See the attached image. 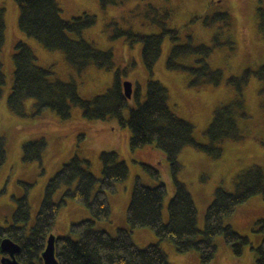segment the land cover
<instances>
[{"label": "trees", "instance_id": "trees-1", "mask_svg": "<svg viewBox=\"0 0 264 264\" xmlns=\"http://www.w3.org/2000/svg\"><path fill=\"white\" fill-rule=\"evenodd\" d=\"M98 1L103 8L123 2ZM15 2L19 8V28L27 36L38 40L47 50L63 51L67 62L78 73L84 72L89 66L105 70L113 68V52L99 49L81 36L85 28L95 23L94 14L84 12L64 19L60 15L61 9L56 0ZM257 10L260 20L264 21V9L259 6ZM3 11L0 8V51L5 38ZM148 15L150 21L161 28L160 32H135L131 28H121L112 21L114 28L111 37L125 35L128 43H141L142 63L148 76H152L164 36L168 35L176 41L180 30L167 26L166 20L171 15V9L148 4ZM203 23L210 27L216 25L219 29L214 36L215 43H194L192 37L187 35L185 42L173 43L166 65L171 70L188 72L191 76L188 84L191 86H216L225 81L236 90L237 96L233 100L214 108L212 119L205 130L208 138L205 143L194 138L193 124L170 108L168 89L159 80L151 77L147 79L142 101L137 85H133L132 96L126 98L122 87L126 69L117 67L110 87L91 98H84L78 93L74 80L51 78L52 71L35 63L36 56L26 42L15 43L12 54L13 83L6 100L13 113L22 117L29 115L24 102L32 98L33 111L30 115L39 116L49 110L57 118L67 120L71 117L72 107L77 106L84 119L114 120L118 126L128 128V147L132 152L152 144L164 155L172 189L165 203L168 187L161 178L160 169L143 163L144 169L155 183L148 185L139 175H135L131 188L128 186L130 194L125 209L128 227H117L114 234L95 228V220L110 219L111 207L107 193L114 192L116 184L127 178L128 165L125 160L119 159L116 151H101V177L97 178L88 168L89 159L81 157L75 151L48 179L32 224H29L30 205L26 193L14 197L16 207L11 222L0 226V240L7 237L19 245V251L15 254L19 262L42 264L40 253L45 247L47 236L52 233L60 207L67 200L86 207L91 217L70 223L68 234L55 236L54 254L58 264H173L159 242L144 247L137 245L133 235V229L137 228H149L159 240L170 241L178 254L195 251L200 264H208L213 260L218 235L223 237L236 255L241 254L244 246L249 244L246 235L238 233L224 221L240 203L257 194L264 196V168L261 165L252 164L239 170L234 175L233 191L222 186L214 188L213 198L204 213L202 228L198 226L199 217L193 196L187 184L179 179L182 164L178 155L184 147L193 146L213 158H218L222 155L225 141L244 138L237 117H249L243 109L242 90L252 75L260 82V102L264 108V63L255 70L246 67L241 75L225 78L221 68H214L207 61L213 45L226 44L231 49L234 47V41L230 37L224 41H220L218 37L223 29L232 31L233 17L230 12L221 10L205 14ZM4 82L5 75L0 59V98ZM132 98L136 104L130 106L129 101ZM45 146L46 141L41 136L23 142L22 160H40ZM6 157L5 138L0 136V168ZM158 166L161 167V163ZM25 186L28 187L29 184ZM62 186H66V189L60 200L55 201L53 195ZM253 230L262 236L259 245L253 248L255 264H264L263 218L254 220ZM75 235L76 238L73 237ZM1 256L2 254L0 258Z\"/></svg>", "mask_w": 264, "mask_h": 264}, {"label": "rangeland", "instance_id": "rangeland-1", "mask_svg": "<svg viewBox=\"0 0 264 264\" xmlns=\"http://www.w3.org/2000/svg\"><path fill=\"white\" fill-rule=\"evenodd\" d=\"M56 1L61 9L60 15L64 19H70L84 12L95 15V23L85 28L81 36L99 49L111 50L114 65L113 68L106 70L89 66L84 72L78 73L67 62L63 51L47 50L38 40L27 36L19 28V8L15 0H0V8L4 9L5 22V38L0 51L5 75L0 98V136L5 138L7 150L6 160L0 168V226L11 222V216L16 207L14 197L25 193L30 205L29 224H32L48 179L75 151L81 157L89 159V170L95 177L100 178L99 154L101 151L112 150L117 152L119 159L126 161L129 173L124 181L116 184L114 192L107 193L111 207L110 219L95 220V228L105 229L114 234L117 227H128L125 209L135 175H139L148 185L155 183L142 165L155 157V151L143 146L141 148L145 151H140L141 148L135 150L140 159L134 158L135 155L131 154L129 147L125 148L129 137L127 127L118 126L114 120L84 119L81 116V109L77 106L72 107L71 117L67 120L57 118L49 110L35 116L30 115L34 100L29 98L24 102L25 110L29 115L22 117L13 113L8 108L6 100L13 83L12 54L15 43L26 42L36 56L35 63L52 71L51 78L63 81L74 80L78 93L84 98H91L110 87L117 67L125 68V79L139 86L141 101L145 96L147 79L151 77L159 80L168 89L170 108L178 116L191 122L194 126V138L205 143L208 139L205 130L212 119L214 108L233 100L237 92L225 81L216 86L189 85L191 76L188 72L171 70L167 67L166 59L170 48L175 42H185L187 35L192 37L194 43H215L214 36L219 29L216 25L212 27L205 25L203 16L226 10L233 17V28L229 32L223 29L218 37L220 41L230 37L234 41V47L231 49L226 44L213 45L207 57L208 63L214 68H221L225 78L241 75L246 67L257 69L264 63V21L260 20L257 10L259 6L264 9V0H123L120 4L105 8L100 6L98 0ZM148 4L171 9V15L166 20L167 26L180 30L176 41L168 35L164 36L161 53L154 65L152 76H148L142 63L141 43L130 44L125 35L111 37L112 28H114L112 21L121 28H131L135 32H160L161 28L149 19ZM180 60L183 61V58ZM259 86V80L252 75L242 90L243 109L249 114L247 118L237 117L244 135L242 140L225 141L222 155L218 158H213L193 146L186 147L178 155V160L182 164L179 179L187 184L193 196L198 217H201L198 219L200 228L203 226L204 213L213 198L216 186L233 191L234 175L239 170L252 164H258L264 168V108L260 102ZM129 104L130 106L136 104L134 98L129 101ZM40 136L46 141L41 159L22 160V143ZM189 149H193L201 157L192 154ZM149 164L160 169L162 178L158 163ZM26 184L29 186L26 187ZM129 184L130 188H128ZM97 186L98 183L96 188ZM65 189L66 186L60 187L54 193L53 199L59 201ZM165 207L167 208V204ZM90 217L86 207L73 200H67L59 209L52 233L54 235L68 234L70 223ZM257 218L264 219V196L261 194L240 203L224 221L238 233L246 235L249 238V244L244 246L241 254L236 255L223 237L218 235L215 240L217 244L215 256L208 264H255L256 255L253 248L259 245L262 237L260 233L253 230L254 220ZM133 235L135 243L140 247L159 242L173 264H200L195 251L178 254L170 241L159 240L149 228L133 229ZM73 237L76 238V235Z\"/></svg>", "mask_w": 264, "mask_h": 264}, {"label": "water", "instance_id": "water-1", "mask_svg": "<svg viewBox=\"0 0 264 264\" xmlns=\"http://www.w3.org/2000/svg\"><path fill=\"white\" fill-rule=\"evenodd\" d=\"M123 92L126 98L132 95V82L124 80L122 82ZM55 235L49 234L46 238V244L40 253L43 264H58L54 254ZM19 251V245L5 237L0 240V264H23L15 258V254Z\"/></svg>", "mask_w": 264, "mask_h": 264}, {"label": "crops", "instance_id": "crops-1", "mask_svg": "<svg viewBox=\"0 0 264 264\" xmlns=\"http://www.w3.org/2000/svg\"><path fill=\"white\" fill-rule=\"evenodd\" d=\"M108 123H110V122H108ZM89 124V123H88ZM87 124V126H89ZM111 124H114L113 122H111ZM108 126H109V124H108ZM110 127H112L111 125H110ZM127 134V133H126ZM127 136V135H126ZM129 138V137H128ZM127 138V139H128ZM127 139H126V141H127ZM148 149H150V150H152V151H155V157L153 158L154 159V161H153V159L152 160H148V163H152V164H154V162L155 163H161V174H162V178H163V180L165 181V183L167 184V187H168V196H166V198H165V203L167 202V199L170 197V195H171V193H172V189H171V185H170V173H169V167H168V164H167V161H166V159H165V157H164V155L154 146V145H152V144H149V145H147L146 146ZM190 146H187V148H189ZM125 148H128V145H127V142H126V144H125ZM142 150H140V151H145L144 150V148H141ZM184 149H186V147H184L182 150H184ZM182 150H181V152H182ZM189 151L192 153V154H196V155H198L199 157H201L199 154H197L193 149H189ZM180 152V153H181ZM131 154L133 155H135V157L134 158H139V156H137V154H136V152L134 151V152H132L131 151ZM140 159V158H139ZM133 159H131V161H132ZM131 181H129V183H130ZM130 185V184H129ZM130 187V186H129ZM199 219H201V217L199 216Z\"/></svg>", "mask_w": 264, "mask_h": 264}]
</instances>
